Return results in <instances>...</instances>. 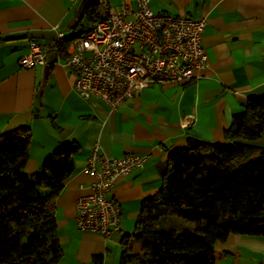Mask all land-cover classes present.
Here are the masks:
<instances>
[{
  "label": "crops",
  "instance_id": "obj_1",
  "mask_svg": "<svg viewBox=\"0 0 264 264\" xmlns=\"http://www.w3.org/2000/svg\"><path fill=\"white\" fill-rule=\"evenodd\" d=\"M79 1L0 0V37L53 30L54 25L65 36L79 35L93 23L84 14L75 19ZM108 1L114 6L120 2ZM149 5L155 12L205 20V65L189 80L152 84L113 110L97 97L83 99L76 93L75 73L58 54L36 99L43 67L22 68L17 62L31 39H0V132L28 128L23 171H38L61 141L79 146L72 155L73 170L55 196L62 249L57 264H120L123 238L136 252L139 244L131 236L135 221L142 202L161 185L168 153L185 147L188 138L222 141L232 114L247 98L264 96V0H149ZM251 142L264 145V133ZM94 145L106 156L143 157L141 166L113 181L110 197L120 209V231L107 237L75 225L76 200L90 191L95 179L83 170ZM214 264H264V236L229 233L214 243Z\"/></svg>",
  "mask_w": 264,
  "mask_h": 264
},
{
  "label": "trees",
  "instance_id": "obj_2",
  "mask_svg": "<svg viewBox=\"0 0 264 264\" xmlns=\"http://www.w3.org/2000/svg\"><path fill=\"white\" fill-rule=\"evenodd\" d=\"M95 2L84 16L101 18ZM81 35V33H79ZM65 36L56 52L66 57ZM264 96L249 97L232 114L223 140L188 138L167 155L161 185L145 199L136 218L131 250L123 238L120 264H214V243L229 233L264 236ZM30 133L0 132V264H57L62 256L54 218L55 196L73 170L75 141H61L27 174ZM173 215L191 227L165 224Z\"/></svg>",
  "mask_w": 264,
  "mask_h": 264
},
{
  "label": "built area",
  "instance_id": "obj_3",
  "mask_svg": "<svg viewBox=\"0 0 264 264\" xmlns=\"http://www.w3.org/2000/svg\"><path fill=\"white\" fill-rule=\"evenodd\" d=\"M103 14L65 49L64 66L75 73L74 90L83 99H101L111 109L152 84L189 80L205 65L201 35L205 20L155 12L149 0H95ZM55 44L64 39L57 25ZM30 40L18 58L22 68L43 67L45 53L56 50ZM133 154L106 156L94 145L83 170L94 175L90 191L76 200L75 225L80 231L108 236L120 231V209L110 197L114 179L142 165Z\"/></svg>",
  "mask_w": 264,
  "mask_h": 264
},
{
  "label": "water",
  "instance_id": "obj_4",
  "mask_svg": "<svg viewBox=\"0 0 264 264\" xmlns=\"http://www.w3.org/2000/svg\"><path fill=\"white\" fill-rule=\"evenodd\" d=\"M96 1L95 0H80L77 4L76 7V14H75V19L79 20L83 14L84 11L92 4H94ZM76 21L73 22V24ZM31 39V40H45L48 42H55L56 41V32L53 30H45V29H40V30H32L28 32H22V33H17V34H11V35H5L0 37V39L3 40H16V39ZM57 61V52L54 49H50L45 53V64L43 66L42 70V76L41 80L39 83V86L37 88L36 92V99L40 98V92L42 90V86L45 83L46 75L47 72L54 62Z\"/></svg>",
  "mask_w": 264,
  "mask_h": 264
},
{
  "label": "rangeland",
  "instance_id": "obj_5",
  "mask_svg": "<svg viewBox=\"0 0 264 264\" xmlns=\"http://www.w3.org/2000/svg\"><path fill=\"white\" fill-rule=\"evenodd\" d=\"M99 11L101 12L102 11V9L101 8H99ZM84 21L85 20H83L82 21V24H84ZM164 219L165 220H163L164 221V223L165 224H169V225H177V226H182L183 228L185 227V228H188V227H191L192 226V224H189V223H186V222H182V221H180L179 219H177L175 216H173V215H164ZM134 248L133 247H131V250L133 251V252H135L134 250H133ZM139 249V248H138ZM138 251V250H137Z\"/></svg>",
  "mask_w": 264,
  "mask_h": 264
}]
</instances>
